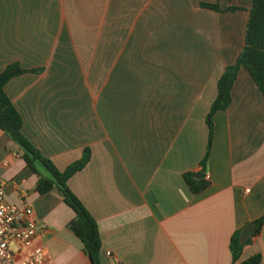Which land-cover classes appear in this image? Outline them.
<instances>
[{"label": "crops", "instance_id": "obj_1", "mask_svg": "<svg viewBox=\"0 0 264 264\" xmlns=\"http://www.w3.org/2000/svg\"><path fill=\"white\" fill-rule=\"evenodd\" d=\"M220 4L213 12L201 6ZM251 0H0V75L23 135L59 171L91 161L69 189L97 221L102 264H232L234 234L264 216V96L245 68L230 107L207 116L217 83L245 47ZM0 132L6 201L32 208L45 264H90L70 229L75 213ZM204 173L205 179L194 177ZM209 182L191 192L185 175ZM249 191V192H247ZM111 253V257L108 256ZM262 255L264 227L240 261Z\"/></svg>", "mask_w": 264, "mask_h": 264}, {"label": "trees", "instance_id": "obj_2", "mask_svg": "<svg viewBox=\"0 0 264 264\" xmlns=\"http://www.w3.org/2000/svg\"><path fill=\"white\" fill-rule=\"evenodd\" d=\"M232 1V0H229ZM252 10L250 11L247 25V34H245V47L234 65L229 66L221 79L218 80V96L211 106L207 116V127L209 130V141L206 148L205 158L202 162L203 170L206 169L209 160L214 139V117L219 111H226L231 102L232 90L239 72L242 68L249 71L254 79L256 86L264 96V0H251ZM201 6L213 12L238 11V8H229L223 10L220 4H205ZM28 73L23 70L19 64L9 66L4 73L0 75V132L10 137L20 149L24 152V159L28 168L38 174L37 166H41L47 173V177L39 175V181L36 192L44 196L57 188L64 196L65 203L75 213V219L70 224L73 234L79 238L83 244V250L90 264H102L101 257V239L100 230L97 221L87 212L83 202L74 195L69 189V181L79 172H81L91 161V151L85 149L82 158L70 165L66 170L59 171L54 164L43 157L29 140L23 135V121L17 108L9 100L6 93L8 83L20 76ZM185 181L194 194H201L209 188V182L196 181L192 174L185 175ZM257 228V235L262 232L264 227V216L254 222ZM241 230H238L230 241V250L232 253V264H261L263 256L258 254L247 261H240L243 250L252 243L250 238L245 243L241 242Z\"/></svg>", "mask_w": 264, "mask_h": 264}, {"label": "built area", "instance_id": "obj_3", "mask_svg": "<svg viewBox=\"0 0 264 264\" xmlns=\"http://www.w3.org/2000/svg\"><path fill=\"white\" fill-rule=\"evenodd\" d=\"M32 214L30 207L21 208L8 203L5 184L0 182V264H17L12 242L18 241L28 247L41 231L40 226L32 220ZM108 256L111 257V253ZM19 264H45L43 250L37 249Z\"/></svg>", "mask_w": 264, "mask_h": 264}, {"label": "water", "instance_id": "obj_4", "mask_svg": "<svg viewBox=\"0 0 264 264\" xmlns=\"http://www.w3.org/2000/svg\"><path fill=\"white\" fill-rule=\"evenodd\" d=\"M194 177L202 180L206 178V175L204 173L199 172L194 174ZM256 234H257L256 226L253 223H250L242 229L240 240L241 242L245 243L250 238L255 237Z\"/></svg>", "mask_w": 264, "mask_h": 264}]
</instances>
